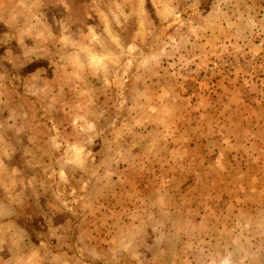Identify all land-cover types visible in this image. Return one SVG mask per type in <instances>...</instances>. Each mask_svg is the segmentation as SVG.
<instances>
[{
	"label": "rangeland",
	"instance_id": "rangeland-1",
	"mask_svg": "<svg viewBox=\"0 0 264 264\" xmlns=\"http://www.w3.org/2000/svg\"><path fill=\"white\" fill-rule=\"evenodd\" d=\"M0 264H264V0H0Z\"/></svg>",
	"mask_w": 264,
	"mask_h": 264
}]
</instances>
